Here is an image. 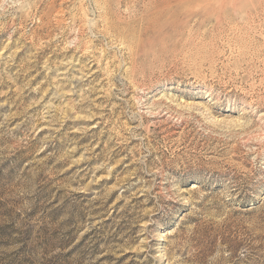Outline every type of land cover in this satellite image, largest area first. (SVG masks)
Instances as JSON below:
<instances>
[{
  "label": "rangeland",
  "instance_id": "obj_1",
  "mask_svg": "<svg viewBox=\"0 0 264 264\" xmlns=\"http://www.w3.org/2000/svg\"><path fill=\"white\" fill-rule=\"evenodd\" d=\"M173 1L0 0V264H264V0Z\"/></svg>",
  "mask_w": 264,
  "mask_h": 264
},
{
  "label": "bare ground",
  "instance_id": "obj_2",
  "mask_svg": "<svg viewBox=\"0 0 264 264\" xmlns=\"http://www.w3.org/2000/svg\"><path fill=\"white\" fill-rule=\"evenodd\" d=\"M150 1V0H149ZM152 1V0H151ZM186 2L185 0H175V1H173V2H176V3H182V2ZM188 1V0H187ZM198 1V0H197ZM209 1V0H208ZM192 2V1H191ZM193 3H195L196 4V2H193ZM209 3V2H208ZM184 5V4H183ZM210 5V4H209Z\"/></svg>",
  "mask_w": 264,
  "mask_h": 264
}]
</instances>
